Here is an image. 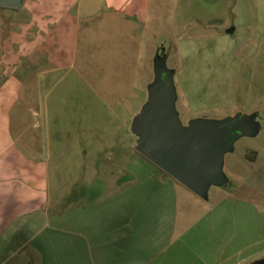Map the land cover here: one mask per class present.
Instances as JSON below:
<instances>
[{
  "label": "rangeland",
  "instance_id": "1",
  "mask_svg": "<svg viewBox=\"0 0 264 264\" xmlns=\"http://www.w3.org/2000/svg\"><path fill=\"white\" fill-rule=\"evenodd\" d=\"M130 2L23 0L19 10L0 9V89L19 95L12 117L23 129L36 126L27 133L40 136L51 201L90 206V165L98 181L117 184L124 160L139 155L131 124L148 102L155 57L165 56L182 125L208 119L230 121L234 134L249 131L224 158L223 195L212 188L202 201L178 189V221L192 224L213 206H233L235 241L258 239L264 18L222 14L225 5L203 0H146L143 12L140 0ZM262 258L264 248L239 264Z\"/></svg>",
  "mask_w": 264,
  "mask_h": 264
},
{
  "label": "crops",
  "instance_id": "2",
  "mask_svg": "<svg viewBox=\"0 0 264 264\" xmlns=\"http://www.w3.org/2000/svg\"><path fill=\"white\" fill-rule=\"evenodd\" d=\"M231 1L203 0L225 5L222 14L264 18V0ZM14 95L0 89V264H239L264 248V234L235 241L233 206L179 222L178 189L189 190L137 154L124 160L114 186L98 181L90 165V206L52 202L40 136L12 117Z\"/></svg>",
  "mask_w": 264,
  "mask_h": 264
},
{
  "label": "water",
  "instance_id": "3",
  "mask_svg": "<svg viewBox=\"0 0 264 264\" xmlns=\"http://www.w3.org/2000/svg\"><path fill=\"white\" fill-rule=\"evenodd\" d=\"M23 0H0V9L19 10ZM232 30L226 31L231 34ZM154 80L147 86L148 102L131 124L138 137L134 150L145 160L203 201L212 188L226 187L224 158L234 151L238 134L230 121L177 118L173 73L166 69V57H155ZM240 135V136H239ZM250 264H264V258Z\"/></svg>",
  "mask_w": 264,
  "mask_h": 264
}]
</instances>
